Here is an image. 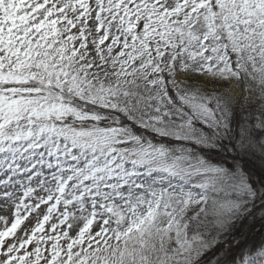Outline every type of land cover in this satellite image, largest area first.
<instances>
[{"label": "snow or ice", "instance_id": "obj_1", "mask_svg": "<svg viewBox=\"0 0 264 264\" xmlns=\"http://www.w3.org/2000/svg\"><path fill=\"white\" fill-rule=\"evenodd\" d=\"M0 264H264V0H0Z\"/></svg>", "mask_w": 264, "mask_h": 264}]
</instances>
